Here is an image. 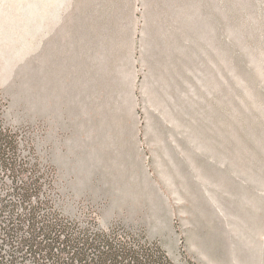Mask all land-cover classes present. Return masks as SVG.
<instances>
[{"label": "rangeland", "instance_id": "1", "mask_svg": "<svg viewBox=\"0 0 264 264\" xmlns=\"http://www.w3.org/2000/svg\"><path fill=\"white\" fill-rule=\"evenodd\" d=\"M0 106L66 216L264 264V0H0Z\"/></svg>", "mask_w": 264, "mask_h": 264}, {"label": "trees", "instance_id": "2", "mask_svg": "<svg viewBox=\"0 0 264 264\" xmlns=\"http://www.w3.org/2000/svg\"><path fill=\"white\" fill-rule=\"evenodd\" d=\"M54 176L0 106V264H176L158 241L125 225L103 228L59 208Z\"/></svg>", "mask_w": 264, "mask_h": 264}]
</instances>
